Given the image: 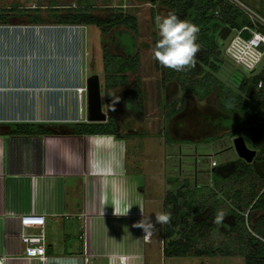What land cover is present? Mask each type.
<instances>
[{"label": "rangeland", "instance_id": "obj_1", "mask_svg": "<svg viewBox=\"0 0 264 264\" xmlns=\"http://www.w3.org/2000/svg\"><path fill=\"white\" fill-rule=\"evenodd\" d=\"M239 1L264 17V0ZM81 6L91 7L90 12L101 17L116 12L115 7L122 6L126 13L137 18L138 31H130L124 26L104 33L101 28L90 25H56L51 22L31 25L25 13L12 11L10 24L0 25V124L87 121L86 85L87 78L93 74L101 78L104 111L108 113L109 103H113L119 111L125 112L126 89L131 90L138 80L144 91L142 100L145 114L140 119L130 116L121 126L123 130L127 128V132L133 131L127 137L129 157L133 161L137 158L136 173L144 178L147 185L151 184V188L146 186L143 193L148 201L147 209H154L155 216L165 213L164 200L167 194L176 191V184L179 183L177 188L181 185L180 182L174 184V181L189 178L190 189L196 188L195 194H200L196 197L198 204L207 207L204 213L191 217L190 222L202 219L212 225L202 230L203 235L197 240V246L232 249L230 242L233 239L228 227L222 224H218V228L213 227L217 224L210 218V205L218 200L219 211H224L234 204L231 198L224 195L225 192L231 196L232 191L241 188L245 190L244 193L248 189L258 194L263 190L264 138L261 127L250 126V137L245 131L238 133L237 125L228 123L231 115L218 105V88L201 99L197 95L202 86L197 84L193 92L184 91L176 81L162 87L163 67L152 55L160 38L155 19L157 16H166L170 10L159 1L153 4L152 0H0V8H26V12L30 13L40 8V14L47 20L52 19L50 7L55 8L56 13L63 14ZM212 24L220 29L224 26L220 21ZM128 32L134 39L133 51L132 48L128 51L122 42V36ZM235 32L233 30L231 35ZM230 37L224 41L220 39V68L213 74L226 87L237 92L244 78L251 86V79L263 74L264 59L255 70H246L226 54ZM106 49L114 55H125L128 60L138 58L132 68L130 64L123 67L128 69L126 88L109 89L106 86ZM131 52L133 56L128 57ZM119 58L118 61L113 59L112 65H120L122 60ZM195 69L192 78L197 82L205 75L207 67L196 62ZM113 82L109 81L110 85ZM232 95L226 93V97ZM127 100L130 101V96ZM175 101L177 103L173 106ZM173 108L180 109L168 118V112ZM239 136L257 151L252 162L239 156L234 146V140ZM213 161L218 166H213ZM141 162L147 164L148 173ZM248 164L251 166L248 174L235 180L237 170ZM150 171L152 173L148 176ZM215 171L222 175L217 179L219 183L226 179L220 187L213 183ZM226 220L230 224L233 222L231 216H226ZM159 226L160 229L155 228L154 233H162L164 225ZM228 255L225 257L228 260L219 264L231 261L232 264H245L242 255L236 256L233 252ZM206 257L214 262L212 258L223 256L216 253L207 254ZM237 257L240 260L233 261Z\"/></svg>", "mask_w": 264, "mask_h": 264}, {"label": "crops", "instance_id": "obj_2", "mask_svg": "<svg viewBox=\"0 0 264 264\" xmlns=\"http://www.w3.org/2000/svg\"><path fill=\"white\" fill-rule=\"evenodd\" d=\"M125 130L122 125V138L0 133V264H219L228 260L229 255L214 257V262L206 256H167L164 230L146 240L144 231L133 226L150 218L160 229L143 195L151 184L136 173L137 158L129 157L127 137L133 131ZM141 164L148 173L147 164ZM27 214L45 216L44 258L25 254L21 219Z\"/></svg>", "mask_w": 264, "mask_h": 264}, {"label": "trees", "instance_id": "obj_3", "mask_svg": "<svg viewBox=\"0 0 264 264\" xmlns=\"http://www.w3.org/2000/svg\"><path fill=\"white\" fill-rule=\"evenodd\" d=\"M152 1L153 4L158 1L161 2L180 19L199 26L200 32L198 33L197 43L200 45V51L197 53L196 61L201 66L207 67V70L204 71L205 75L197 82H194L192 78V75L196 72L195 68L187 71H175L163 67L161 69L163 72L162 87L165 88L168 83L176 81L184 91L193 92L197 84L202 86L201 91L197 95L201 99H204L214 89L218 88V105L221 110L231 115L228 123L237 125L239 129L238 133H241L242 130L248 136L250 126H260L264 138V72L251 79V86L247 78H244L237 92L226 87L213 74L220 68L219 55L221 52L218 49V44L221 40L217 34L220 27H215L212 23L220 21L224 26L241 28L251 24L249 17L228 0ZM90 8L81 6L70 12L59 14L54 11L55 8L50 7V11H53L50 14L51 20L43 18V15L40 14V8H36L34 13L26 12L28 11L26 8H0V25L10 24L12 11H22L27 15L28 24L31 25H42L49 22L56 25H90L101 28L104 33H108L115 27L124 26L130 31H138L137 18L126 13L122 6L115 7L116 12L106 17L91 13ZM133 40L130 32L122 36V42L126 44L128 51L133 47ZM131 51H133V48ZM104 53L106 86L109 89L126 88L128 86V69H124L123 67L130 64L132 68L133 65L137 64L138 58L134 57L132 60H128L125 55H114L107 49ZM130 55L133 56V52L128 57ZM116 56H120L119 59L122 60L120 65H112L114 60H117ZM111 57L113 58L111 59ZM130 61H132V64ZM112 80L114 82L110 85L109 81L112 82ZM261 82L262 86H259ZM126 91L125 112L119 111L116 104L109 103L107 109L108 119L106 122L77 121L55 124L28 121L10 122L0 124V133L11 135H113L116 138H122L124 136L121 134L122 122L130 116L140 119L145 114V105L142 100L144 91L140 87L139 81L137 80L135 87H132L131 90L126 89ZM226 93L233 95L226 97ZM128 96H130L129 102H127L129 100H127ZM176 103L177 101L173 102L172 105L174 106ZM178 109H170L168 118L178 113ZM258 159L260 160L261 158ZM250 167V164H248L246 167L239 168L235 180L245 177ZM219 173L215 171L213 175V183L217 187H220L226 181L224 179L219 183L217 179L222 177ZM178 182L181 185L177 188ZM175 183H178L176 184V191L169 192L164 200L165 213L171 214V222L164 224L165 255L206 256L207 254L215 255L216 253L228 255L233 252L235 255H242L245 264H264V188L259 194L249 191V189L244 193L245 190L242 188L232 191L231 196L228 192H225L224 195L231 198L234 204H231L224 212L226 216L232 217L233 222L230 224L226 220L222 225L228 227V233L232 235L233 240L230 242L232 249H219L217 246H209V248L197 246V240H200V236L203 235L201 233L202 230H207L212 225L202 219H195L193 222H190V220L191 217L204 213L207 207L198 204L196 197L200 196V194H195L196 188L190 189L192 186L189 178L183 179V181L176 179ZM199 192H201L200 189ZM210 207L211 212L209 215L214 220L216 213L219 211L218 200H215V203H212ZM216 226L218 228V224L213 227L216 228Z\"/></svg>", "mask_w": 264, "mask_h": 264}, {"label": "clouds", "instance_id": "obj_4", "mask_svg": "<svg viewBox=\"0 0 264 264\" xmlns=\"http://www.w3.org/2000/svg\"><path fill=\"white\" fill-rule=\"evenodd\" d=\"M155 23L160 38L152 50L153 58L162 67L175 71H187L195 68L196 56L200 51V45L197 43L198 33L200 32L199 26L180 19L174 12H169L164 17L157 16ZM140 207L142 211V206ZM225 217L226 213L224 211H218L213 222L222 224ZM170 222V213H157L155 216V223L157 224L164 225ZM133 226L144 231L146 240L155 230V225L150 218H143Z\"/></svg>", "mask_w": 264, "mask_h": 264}, {"label": "built area", "instance_id": "obj_5", "mask_svg": "<svg viewBox=\"0 0 264 264\" xmlns=\"http://www.w3.org/2000/svg\"><path fill=\"white\" fill-rule=\"evenodd\" d=\"M228 1L248 16L251 24L232 28L225 50L226 54L246 70H255L264 59V17L239 0ZM233 30L236 32L231 35ZM259 86H262V82ZM214 165H217L215 161H213ZM21 224V238L26 244L25 254L31 258H44L46 255L45 216L27 214L22 217ZM32 228L37 230L33 231Z\"/></svg>", "mask_w": 264, "mask_h": 264}, {"label": "water", "instance_id": "obj_6", "mask_svg": "<svg viewBox=\"0 0 264 264\" xmlns=\"http://www.w3.org/2000/svg\"><path fill=\"white\" fill-rule=\"evenodd\" d=\"M232 31V27L223 26L219 30V37L226 40ZM87 121L106 122L108 113L103 109L101 78L98 74H93L87 78ZM234 146L239 156L247 162H252L257 154L255 149L250 148L242 136L236 137Z\"/></svg>", "mask_w": 264, "mask_h": 264}]
</instances>
